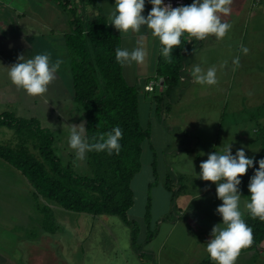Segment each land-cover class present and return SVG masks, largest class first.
Here are the masks:
<instances>
[{
    "label": "crops",
    "instance_id": "0c3cea01",
    "mask_svg": "<svg viewBox=\"0 0 264 264\" xmlns=\"http://www.w3.org/2000/svg\"><path fill=\"white\" fill-rule=\"evenodd\" d=\"M98 2L108 23V12L115 0H98ZM75 4H78V1ZM81 8L84 9L83 6ZM150 9L151 5L146 3L142 14L146 16ZM231 9L230 15L221 14L223 21L231 24V28L222 39H217L214 35L204 40L187 36L183 48L185 56L180 82L169 98H163L161 105L158 104V94H152V96L149 94L151 91L162 94L166 88L161 76L157 74L160 55L158 39L151 36L146 26L142 27L140 33L130 30L125 34L108 24L111 30L120 37V47L132 49L139 41L148 53L143 63L133 62L131 65L122 66L124 80L128 84L141 88L139 115L143 108L142 120H140L143 127L149 130V138L142 152L145 148H150V150L162 151L163 155L165 154L163 156L165 163L162 174L163 184L157 182L160 174L159 164L156 154L153 153L151 162L146 166L149 176L144 179L143 185L148 186L147 188L164 186L167 198L169 200L173 198L181 213H186L191 203L201 199L205 194L209 197L206 202L208 207L204 201H201L202 207H197V211L192 213L196 215L203 213L207 217L206 213H209L212 204L214 203L215 206L217 203L216 206H218L222 201L217 198L216 193L212 194L207 191L208 187L204 184L212 185V187L216 185L211 181L200 179L195 174L200 172L199 165L207 157L203 158L198 152L183 149L184 146L181 144H174L173 149H167L171 147L170 138L173 135L185 137L191 131L190 127H193L194 131L197 130L196 124L191 125V123H196L198 120L205 119V127L206 117H211L214 110L218 112L222 124L225 115L232 117L231 127L234 125L243 127L244 123L249 120H254L257 125L264 126V96L257 91L264 89V3L253 5L252 0H233ZM69 19L67 12L63 11L54 0H0V114L8 111L19 117L34 118L40 125L43 121L60 123L61 128H63L62 123L64 127L74 123L83 122L85 124V112L75 101L71 87V67L66 45V34L70 31ZM241 45L249 49L247 54L241 51ZM44 52L49 53L53 61L60 59L63 63L56 78L48 86V91L41 96H31L10 81L5 67L15 63L18 55L31 57ZM236 56H239L238 64L233 63ZM196 64H199L205 71L209 67H215L217 83L211 86L195 83L190 70ZM234 79L237 84H234ZM151 83H153L152 90H146L145 86ZM231 87L239 90L236 94L237 98L230 99L228 91ZM248 105L254 108L249 110ZM197 112H200L199 117H193ZM46 129L53 133L50 128ZM259 130L260 128L255 126L251 128V131L255 133ZM248 137L246 129L242 140H237V143L232 141L229 145H241L239 148L246 147ZM58 139L60 140L58 137L55 138V140ZM57 146V149H70L68 143L62 146L57 142ZM186 146L190 147V145ZM225 146H227L226 143L223 147ZM235 150L232 149L233 154ZM0 166L3 170L6 167L3 164ZM142 166L141 163L137 175L140 174ZM167 178L170 179L171 188H167ZM184 178H189V181L196 180L201 184L197 192L191 190L188 184L179 185ZM170 192L171 197H169ZM247 211L248 209L241 211L242 218ZM167 216L161 218L160 224L167 222L170 226L165 227L161 244L154 246L153 251L155 252L161 251L168 240L180 231L177 226L180 216L169 218L170 220L166 218ZM189 222L194 224L190 219ZM205 233L200 231L203 242L209 240ZM155 236L154 233L150 235V238L146 240L148 244L154 241ZM191 239L193 240V236ZM131 243H133L132 234ZM38 261L40 262L36 258L29 259L28 264H37ZM8 262L1 256L0 264H9Z\"/></svg>",
    "mask_w": 264,
    "mask_h": 264
},
{
    "label": "rangeland",
    "instance_id": "374dc122",
    "mask_svg": "<svg viewBox=\"0 0 264 264\" xmlns=\"http://www.w3.org/2000/svg\"><path fill=\"white\" fill-rule=\"evenodd\" d=\"M80 7L78 13L91 16L87 5L83 6L84 9ZM234 84H237L235 79ZM235 88L231 87L228 91L230 99L237 98L239 90ZM257 91L264 96V89ZM159 93L151 91L149 94L161 95ZM247 107L249 110L254 108L249 105ZM143 110L141 108V120ZM199 114L200 112H197L193 117H199ZM204 120L191 123L196 124L197 130L194 131L193 127H190L191 131L185 137L173 135L170 138L171 147L167 149H173L174 144H181L184 146L183 149L204 153L202 157L206 158L207 154L215 151L217 147L222 148L225 143L229 145L232 141L237 143V140H242L247 129L249 137L246 147L242 146L245 154L256 157L259 153L262 140L264 142V132L251 131L254 126L261 128L262 125H257L256 121L249 120L243 127L240 125L231 127L232 117L225 115L222 124L215 110L211 117H206L205 127ZM41 123L44 128L51 129L55 138H60L54 139L53 145L61 161L66 163L74 156L72 160L74 170L79 174H90L87 153L85 159L81 161L77 159L74 150L57 149V142L62 146L67 145L68 127H64V123L63 128L60 123L44 121ZM13 137L14 131L11 128L0 126V144L13 143ZM239 146L241 145H233L232 149H238ZM153 153L156 154L159 164L160 174L157 182L163 184L165 154L163 155L162 151L145 148L141 154L142 170L130 183L133 189V204L127 210V222L116 215H93L65 209L45 197L36 196L34 188L21 171L0 159V165H6L4 170L0 166V258L2 256L9 264H28L29 259L34 258L40 260L37 264H195L206 259L209 255L205 251L206 242H203L200 231L206 232V238L210 239L213 226L221 222V217L216 214L217 203L215 206L212 204L209 213H206L207 217L203 213L201 215L192 213L197 211V207H202L201 201L207 206L209 197L205 194L201 199L193 201L186 213H181L173 198L170 200L167 198L164 186L151 188L144 186L143 181L149 176L146 166L151 162ZM189 180L184 178L179 185L188 184L191 190L197 192L201 184L196 180ZM204 185L208 187L207 191L216 193V186ZM248 201L247 197L241 196L239 202L241 211L247 209ZM45 208L49 209V212L42 211ZM165 215L170 219L180 216L177 224L180 231L168 240L161 251L155 252L154 246L161 244L164 229L170 226L167 222L160 224L161 218ZM189 219L194 224H191ZM46 226L52 231H43ZM133 230L136 234L135 245L131 243ZM157 232L158 235L155 236ZM153 233L154 241L148 244L146 240ZM234 264H264V242L258 245L255 251L239 253Z\"/></svg>",
    "mask_w": 264,
    "mask_h": 264
},
{
    "label": "trees",
    "instance_id": "16d2710c",
    "mask_svg": "<svg viewBox=\"0 0 264 264\" xmlns=\"http://www.w3.org/2000/svg\"><path fill=\"white\" fill-rule=\"evenodd\" d=\"M54 1L70 16L66 45L71 87L75 101L85 112L89 142H96L95 138L119 126L122 129L121 150L118 155L115 152L108 155L105 151L87 152L90 174H79L74 170L73 158L66 163L61 161L53 145L55 138L48 129L34 118L5 111L0 114V126L14 131V142L0 144V159L21 171L36 196L45 197L65 209L93 215H116L127 222V210L133 204L130 183L141 167L143 146L149 138V130L143 127L139 115L141 88L128 84L123 78L122 66L115 59L120 37L107 24L98 0ZM191 3L192 0H186L185 5ZM80 5H87L90 17L77 12ZM187 36L185 33L181 44L173 48L171 62L159 55L157 74L166 85L162 94L157 96L159 105L163 98L170 97L180 82ZM262 132L264 126L260 128ZM246 157L254 159V167L239 177L242 181L239 187L242 196L250 199L247 185L259 167L256 161L264 158L263 140L257 156ZM169 182L167 178V188H171ZM42 211L49 212V209ZM243 219L253 234L252 244L240 251L247 253L255 251L264 242V220L252 217L249 211ZM45 230L52 231L47 226ZM132 240L135 245L134 230ZM197 264L216 262L208 256Z\"/></svg>",
    "mask_w": 264,
    "mask_h": 264
},
{
    "label": "clouds",
    "instance_id": "9594fccd",
    "mask_svg": "<svg viewBox=\"0 0 264 264\" xmlns=\"http://www.w3.org/2000/svg\"><path fill=\"white\" fill-rule=\"evenodd\" d=\"M233 0H192L190 5L173 7L165 0H115L108 12V23L121 33H140L143 26L150 31L151 36L158 39L160 54L171 62L173 48L181 44V38L187 33L197 40H204L210 35L222 39L231 24L223 21V16L230 15ZM147 4L151 5L147 15L142 13ZM244 54L249 49L241 45ZM147 51L142 43L132 49L117 47L115 49L116 62L121 66L131 65L133 62L143 63ZM63 61L52 60L49 53H37L31 57L18 55L17 61L5 67L10 81L31 96H41L48 91V86L56 78ZM239 63V56L233 59ZM216 68L209 67L206 71L199 65H194L190 75L197 84L215 85ZM67 143L74 150L78 160H84L90 151H105L108 155L114 152L118 155L121 150L120 140L122 129L116 126L111 131L101 134L96 142L90 143L85 124H68ZM207 154V159L201 161L200 172L196 174L204 181H211L216 185L217 198L222 201L216 208V213L222 222L213 226L210 239L206 242L205 251L210 260L216 264H234L241 249L252 244V228L242 218L239 208L242 183L239 177L254 167V159L246 157L243 147L232 152V144ZM204 153H201L203 155ZM259 165L249 178L247 185L250 195L246 203L252 217L264 220V158L256 161Z\"/></svg>",
    "mask_w": 264,
    "mask_h": 264
},
{
    "label": "built area",
    "instance_id": "2783aa9c",
    "mask_svg": "<svg viewBox=\"0 0 264 264\" xmlns=\"http://www.w3.org/2000/svg\"><path fill=\"white\" fill-rule=\"evenodd\" d=\"M171 2L173 7L180 6L181 4L185 5L186 0H165V3ZM253 5H259L261 3H264V0H252ZM153 83L145 86L146 90H152Z\"/></svg>",
    "mask_w": 264,
    "mask_h": 264
}]
</instances>
